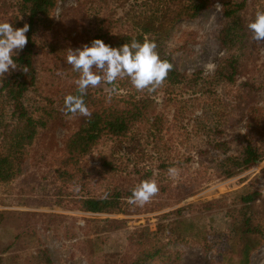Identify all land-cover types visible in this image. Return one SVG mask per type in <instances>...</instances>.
I'll return each instance as SVG.
<instances>
[{"label": "rangeland", "instance_id": "1", "mask_svg": "<svg viewBox=\"0 0 264 264\" xmlns=\"http://www.w3.org/2000/svg\"><path fill=\"white\" fill-rule=\"evenodd\" d=\"M229 1L237 0H208L209 6L201 14L180 21L172 30L166 52L181 72L189 76L215 72L225 55L219 35L225 23L224 4ZM217 3L223 5L222 10L214 7ZM134 5L135 0H56L50 25L41 27L38 33L39 78L29 96L43 105L50 97L48 103L56 106L55 102L72 93L78 76L66 62L67 49L89 45L92 36L106 29L110 19L124 16ZM258 9L264 10V0H247L249 17L255 16ZM22 19L11 12L2 22L20 28ZM123 25V20L113 24L112 31L128 29ZM248 38L256 45L246 62L248 72L239 83L252 78L261 86L249 103L261 108L257 124L264 128V44ZM209 63L215 65L212 71L206 70ZM239 83L220 85V94L211 98H219V106L225 100L233 104ZM90 89L100 95L109 92L110 86ZM222 89L227 90L226 95ZM180 95L191 96L188 90ZM175 107L168 106V116L173 115ZM195 110L187 118H194L190 128L207 114L202 108ZM4 117H9L7 112ZM80 118L64 114L51 120L27 148L23 172L7 182L0 181V264H138V260L141 264H226L232 249L231 214L241 207L239 193L250 190L259 193L252 210L259 231L252 237L260 244L251 254L250 264H264V160L231 178H208L212 169L200 172L197 156L183 163L182 142L194 141H187L180 132L157 137L140 135L131 144L129 140L122 143L104 137L76 159L66 150V140ZM223 120L228 137L244 135L248 129L246 112L225 111ZM188 123L185 119L184 124ZM261 133L264 146V129ZM235 151L233 147L228 153ZM213 155L226 156L215 150ZM163 160L174 164L160 168ZM111 163L117 169H112ZM169 167H176L179 175L170 178ZM149 169L152 172L145 175ZM144 180H155L160 191L143 206L124 198L119 212L94 213L79 207L82 198L103 196L114 188L128 190ZM193 186L192 194L180 201L178 198ZM209 201L213 202L211 209H199ZM187 205L195 206L189 213L188 209L181 214L171 213ZM243 242H239L240 247ZM144 250L154 256L145 257Z\"/></svg>", "mask_w": 264, "mask_h": 264}, {"label": "trees", "instance_id": "2", "mask_svg": "<svg viewBox=\"0 0 264 264\" xmlns=\"http://www.w3.org/2000/svg\"><path fill=\"white\" fill-rule=\"evenodd\" d=\"M55 6L56 0H0V22L13 12L17 18H23V24L30 26L26 33L27 45L14 57L19 65L27 66V74L17 69L10 75L6 74L4 81L0 82L1 182H7L23 172L27 148L34 144L39 131L51 124V120H57L64 115V99L55 102V106L48 103L52 99L47 97V103L43 105L40 100L36 101L29 96L36 88L39 78L36 50L38 33L41 27L50 25V15ZM208 6V0H135L133 10L126 11L125 15L117 20L110 19L106 29L101 28L92 36L89 46L94 39H101L112 47H120L133 39L141 43L145 39L155 41L160 58L172 63L173 70L169 72L164 84L153 93L146 90L138 92L128 79L117 81L116 91L111 94L106 91L98 95L96 91L89 89L84 100L92 115L81 116L78 127L66 140V150L73 158L79 159L86 155L104 137L117 138L122 143L129 140L131 144L138 140L140 135L157 137L161 134L180 132L187 141H194L182 142L185 146L183 163L191 162L193 157L197 156L200 172L212 169L213 173H210L208 178H231L264 160V146L261 144V132L264 128L257 124L261 108H255L249 103L252 95L260 90L261 86H257L252 78L239 83L240 77L248 72L246 62L250 61L256 45L248 42V36L252 38V34L247 25L255 16L249 17L246 10L247 0L229 1L224 4L225 23L219 39L225 55L212 75L204 76L201 72H195L189 76L177 68L166 52V41L175 26L184 19L196 18ZM78 7L81 9V6ZM122 20L125 23L123 26L128 29L113 32V24H121ZM22 22L19 24L24 26ZM76 74L78 76V73ZM237 83L238 93L233 104L225 100L219 106V98H211L220 94V85L230 87ZM185 90H188L190 97L184 98L180 95ZM222 91L223 95L227 94L226 89ZM70 94H77L76 87ZM159 105H162L160 109ZM170 105L176 106L171 117L168 116ZM217 106L219 109L214 110ZM197 107L204 109L208 115L197 119L190 128L194 118H187L195 113ZM219 110L220 120V116L217 118ZM225 111H231L233 114L236 111L246 112L248 129L244 135H225ZM6 112L9 115L7 119L4 117ZM185 119L189 121L188 125L184 124ZM233 147L236 148L235 153H228ZM213 150L221 151L226 156L219 158L213 155ZM178 162H181V159ZM173 164L163 160L159 166L163 168ZM110 166L117 169L112 163ZM151 172L152 169H149L144 174ZM194 187L178 199L181 201L191 195ZM132 189L114 188L103 196L82 198L79 207L94 213L119 212L123 210L121 200L130 198ZM258 195L257 191L251 190L239 193L241 207L231 214L232 251H229L226 264H250L251 254L260 246L252 237V234L259 231L252 217ZM194 206L180 207L171 213L181 214L185 209H188L189 213ZM212 206L213 202L209 201L203 203L199 209L209 210ZM241 240L244 242L240 247ZM152 254L149 250L143 251L145 257L154 256ZM233 257L237 261L233 260ZM137 263L142 262L138 260Z\"/></svg>", "mask_w": 264, "mask_h": 264}, {"label": "clouds", "instance_id": "3", "mask_svg": "<svg viewBox=\"0 0 264 264\" xmlns=\"http://www.w3.org/2000/svg\"><path fill=\"white\" fill-rule=\"evenodd\" d=\"M214 7L218 11L223 9L219 3ZM29 28L27 23L23 27L14 28L10 22H0V82L4 81L6 74L10 75L17 69L27 74V66L19 65L14 57L27 45L26 33ZM247 28L254 42L264 44V10L256 11L254 20L248 23ZM66 62L78 73L74 81L77 94L65 96L62 111L65 115L79 114L83 117L92 115L84 100L90 88L108 85L111 94L116 91L117 81L128 79L138 92L146 90L153 93L164 84L169 72L173 70V64L160 58L157 44L149 39L142 43L133 39L120 47H112L101 39H94L91 46L84 44L80 48L67 49ZM214 67L209 63L206 70L212 71ZM168 175L175 178L179 170L169 167ZM159 191L155 180H144L132 189L129 202L143 206Z\"/></svg>", "mask_w": 264, "mask_h": 264}]
</instances>
